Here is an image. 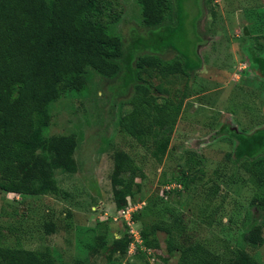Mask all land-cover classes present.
<instances>
[{"label":"rangeland","instance_id":"374dc122","mask_svg":"<svg viewBox=\"0 0 264 264\" xmlns=\"http://www.w3.org/2000/svg\"><path fill=\"white\" fill-rule=\"evenodd\" d=\"M102 1L103 9L95 17L110 33L127 41L131 32L137 37L144 29L139 0ZM183 19L178 42L194 56L199 43L193 34L196 24L203 38L198 49L202 65L188 86V78L182 76L167 83L172 96L185 89L188 96L163 161L155 159L149 146L120 130L118 121L131 109V97L121 95L113 102L93 73L81 90L65 91L48 106L47 123L39 131L42 137L74 135L77 141L72 170L54 171L59 193L17 194L0 188V246L49 250L58 264H176L178 255L167 262L159 258L165 257L163 238L162 250L151 261L143 254L113 248L115 236L127 235L111 183L114 154L124 150L144 173L135 179L141 183L135 203L142 211L132 224L136 235L147 224L170 222V211L186 216L191 234L219 253L223 264L239 252L264 264V242L253 246L244 240L256 225L264 237V211L259 208L264 186L227 158L236 139L224 130L250 134L264 128V73L250 68L240 47L248 33L264 32V0H184ZM109 88L116 93L115 87ZM179 162L184 168L204 170L181 193L171 190L179 183H167ZM217 186L219 194L211 201ZM51 221L56 229L47 233L46 223ZM100 235L106 237L107 249L97 254Z\"/></svg>","mask_w":264,"mask_h":264},{"label":"trees","instance_id":"16d2710c","mask_svg":"<svg viewBox=\"0 0 264 264\" xmlns=\"http://www.w3.org/2000/svg\"><path fill=\"white\" fill-rule=\"evenodd\" d=\"M139 1L144 29L137 37L131 32L127 42L97 21L95 16L103 9L102 0H0L2 190L35 195L59 193L54 171L72 170L77 141L74 135L42 137L39 131L47 123L48 106L65 91L81 90L93 73L100 77L104 92L108 90L113 102L121 95L131 97V109L118 121L120 130L149 146L155 159L163 161L188 96L186 89L180 96H172L167 83L182 76L188 78V86V80L202 65L198 49L203 38L194 24L193 34L199 42L194 56L178 42L185 26L184 0ZM250 58V66L264 73V59L253 53ZM155 78H159V83L154 82ZM109 87H115L116 93H111ZM224 130L236 139L234 151L228 152L227 158L237 165L238 171L264 186V128L250 134L228 127ZM203 171L184 168L179 162L167 183H179L180 187L171 190L181 193ZM143 175L130 153L118 150L114 154L111 183L117 210L136 202L141 183L135 179ZM219 191L217 186L211 201ZM259 208L264 211V200ZM141 212H134L132 219L137 222ZM168 214L170 222L158 220L140 230L142 244L136 243L135 255L143 254L151 261L157 257L156 251L162 250L163 238L165 257L158 256L165 262L178 255L176 264H223L219 253L191 234L186 216L170 211ZM122 221L127 235L115 236L112 245L114 250L127 253L134 235L127 222ZM55 229L53 221L46 223L47 233ZM161 233H165L164 237ZM97 240L95 252L99 254L107 249V241L104 235ZM244 240L253 246L262 244V228L254 226L244 234ZM0 264L58 263L49 250L0 246ZM229 264L258 261L247 252H239Z\"/></svg>","mask_w":264,"mask_h":264},{"label":"flooded vegetation","instance_id":"af4514ba","mask_svg":"<svg viewBox=\"0 0 264 264\" xmlns=\"http://www.w3.org/2000/svg\"><path fill=\"white\" fill-rule=\"evenodd\" d=\"M248 39L244 41L243 47H241V50L244 52L246 55V58L249 61V66L251 63V58H250V53L256 54L260 59H264V32L254 34L252 35L251 33H248ZM250 68H256L261 70L260 68L257 67H251ZM262 71V70H261ZM263 72V71H262Z\"/></svg>","mask_w":264,"mask_h":264},{"label":"built area","instance_id":"2783aa9c","mask_svg":"<svg viewBox=\"0 0 264 264\" xmlns=\"http://www.w3.org/2000/svg\"><path fill=\"white\" fill-rule=\"evenodd\" d=\"M142 203H144V201ZM140 206H141L140 203H132L130 205H127L123 209H121L118 214L121 220H125L128 223V225L130 226V231L134 235V242L131 244L130 249H129V252H132V253H135L136 243L142 244L141 234L136 235L133 229V225H132V224H135V221L132 219L133 213L137 212ZM142 247L146 249L145 246H142Z\"/></svg>","mask_w":264,"mask_h":264}]
</instances>
